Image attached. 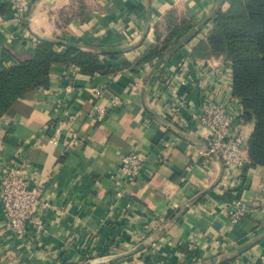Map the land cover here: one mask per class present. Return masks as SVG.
I'll return each instance as SVG.
<instances>
[{"label": "crops", "instance_id": "crops-1", "mask_svg": "<svg viewBox=\"0 0 264 264\" xmlns=\"http://www.w3.org/2000/svg\"><path fill=\"white\" fill-rule=\"evenodd\" d=\"M233 2L34 0L22 21L0 0L2 68L33 55L42 39L57 42L60 55L134 62L169 34L171 19L192 24L179 49L135 68L89 76L54 65L49 87L27 92L0 120V175L27 164L31 187L44 180L45 203L21 237L0 201V264H264V167L249 166L247 155L240 174L226 176L199 120L209 99L244 120L230 62L192 55ZM244 129L247 144L254 123ZM133 151L143 166L124 182L120 160ZM235 201L250 209L237 223Z\"/></svg>", "mask_w": 264, "mask_h": 264}, {"label": "trees", "instance_id": "trees-1", "mask_svg": "<svg viewBox=\"0 0 264 264\" xmlns=\"http://www.w3.org/2000/svg\"><path fill=\"white\" fill-rule=\"evenodd\" d=\"M170 32L136 61L110 64L97 54L73 50L60 55L57 42L40 40L33 55L13 65L0 67V120L11 113L14 103L27 92L50 85L54 65L73 64L89 76L110 74L135 68L179 49L192 30L188 19L169 21ZM194 57L223 56L230 62L232 91L242 106V118L254 123L247 143L248 165L264 167V0H234L228 9L217 13L212 30L194 50ZM62 264H78L64 262Z\"/></svg>", "mask_w": 264, "mask_h": 264}, {"label": "built area", "instance_id": "built-area-1", "mask_svg": "<svg viewBox=\"0 0 264 264\" xmlns=\"http://www.w3.org/2000/svg\"><path fill=\"white\" fill-rule=\"evenodd\" d=\"M18 17L28 19L34 0H9ZM106 115L104 109L96 116L101 122ZM238 113L229 104L209 99L205 103L199 116L200 123L208 130L209 152L216 154L223 163L226 176H237L247 162L246 133L244 120L239 121ZM76 119L70 115L59 121L55 129L52 142L57 143L65 122ZM72 131V132H71ZM73 137L78 134L70 130ZM143 166L141 155L135 151L124 155L120 160V175L124 182H132L139 175ZM27 164L21 167H12L3 170L0 175V201L4 206L9 225L21 237L26 234L28 224L39 222L38 213L45 206L41 195L44 189V180L35 178L33 187ZM249 207L242 201H235L230 212L231 222L237 223L249 213Z\"/></svg>", "mask_w": 264, "mask_h": 264}]
</instances>
